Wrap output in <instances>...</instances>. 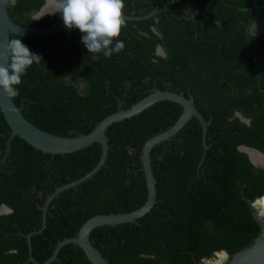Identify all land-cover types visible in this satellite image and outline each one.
<instances>
[{
    "label": "trees",
    "instance_id": "obj_1",
    "mask_svg": "<svg viewBox=\"0 0 264 264\" xmlns=\"http://www.w3.org/2000/svg\"><path fill=\"white\" fill-rule=\"evenodd\" d=\"M44 1L17 0L14 7L6 5L8 15L16 24L30 28L62 22L59 14L34 20ZM255 1L264 6V0H124L123 15H146L156 3L165 7L148 19L125 21L118 39L124 45L130 42L131 58L122 52L113 53V58L101 53L97 59L79 53L77 59L67 56L63 62L62 47L76 45L81 36L77 29L70 42L65 32L47 37L10 35L42 58L26 70L16 86L19 95L12 98L16 106H22L24 119L42 131L60 137L89 133L117 110L116 97L124 79L132 83V97L122 103L123 109L154 86L185 97L191 94L197 110L210 121L205 151L195 118L151 150L156 203L146 215L136 223L91 231L90 241L108 264H200L202 258L221 249L231 257L257 237L260 228L248 202L264 196V169L254 167L238 150L245 145L264 153V7L251 8ZM157 47L163 55L154 54ZM148 77L156 81L154 85L144 82ZM76 78L84 81L85 95L76 92ZM108 101L112 105L107 108ZM180 112L177 104L161 101L108 127L110 149L105 165L78 186L84 195H76L80 201L70 213L71 226L57 228L58 236L31 237L32 255L38 262L46 260L59 241L75 237L88 218L130 212L144 203L141 147L168 129ZM236 112L250 120L249 126L238 121ZM9 134L0 112V153ZM10 150L28 153L37 177L43 173V159L51 157L17 137ZM99 155L100 147L94 143L75 153L53 156L64 176L59 182H68L66 175L84 176ZM18 184L23 183L18 180ZM71 192L63 196L71 198ZM0 243V261L27 258L25 238L13 243L0 237ZM9 249L15 254L7 253ZM49 264L90 263L81 249L66 244Z\"/></svg>",
    "mask_w": 264,
    "mask_h": 264
},
{
    "label": "water",
    "instance_id": "obj_2",
    "mask_svg": "<svg viewBox=\"0 0 264 264\" xmlns=\"http://www.w3.org/2000/svg\"><path fill=\"white\" fill-rule=\"evenodd\" d=\"M48 2L55 3V0H45V4L33 16L35 20H38L36 18L40 16V18H42L44 15H54L53 12L43 11L45 5ZM253 7L259 8L264 6L258 5L255 1L251 8ZM160 11H163V9H153L150 13L142 16L123 15L124 21H140L148 19ZM61 32H65L67 36H69L72 33V29H67L64 26L63 21L52 26L40 28H30L16 24L8 15L6 5L3 6L2 0H0V65L6 66V63L8 62L6 48L7 41L10 40V35L24 37H47L49 35H56ZM159 53L163 55V50L161 48H159ZM161 101H168L177 104L181 108V112L176 121L168 129L151 136L143 143L141 147L139 159L146 187V199L144 203L139 208L130 212L100 214L88 218L79 227L75 237L66 238L56 244L53 253L44 263H37L30 256V260L34 264H48L49 262L54 261L58 251L66 244H72L81 249L85 258L90 264H108L106 259L90 241L89 235L91 231L100 226L113 227L119 224L136 223L137 219L146 215L156 203L155 178L153 175L150 158L151 150L160 143L170 140L185 126L189 120L195 118L201 127V146L205 151L207 149L206 131L210 121L205 120L197 110L194 105L193 96L191 94H188V96L185 97L180 93L171 92L168 90L161 91L159 89H153L145 97L133 103L129 108L123 109L119 104L117 110L114 113L105 116L89 133H80L74 137H60L42 131L25 120L20 113L22 106H16L12 98H9L3 93V90L0 89V112L10 130L9 137L6 141V152L9 151L10 143L15 137L25 142L34 150L50 156H63L66 154L75 153L94 143L99 145L100 155L96 165L80 179L58 188L54 195H57L59 192L65 189L75 188L82 182L91 179V177L105 165L107 154L110 149L108 145V138L106 136V131L109 126L125 119L134 117L151 105ZM238 150L246 154L249 162L254 167H258L260 164L259 162L257 163L252 160V155H257L259 160H262L264 163V156L258 152H254V150L245 146L238 147ZM262 166L264 167V164ZM260 199H264V196L257 197L252 202H248L251 216L258 224L260 231L257 237L254 238L248 246L230 257L229 264H264V200ZM27 243L29 245V238H27Z\"/></svg>",
    "mask_w": 264,
    "mask_h": 264
},
{
    "label": "flooded vegetation",
    "instance_id": "obj_3",
    "mask_svg": "<svg viewBox=\"0 0 264 264\" xmlns=\"http://www.w3.org/2000/svg\"><path fill=\"white\" fill-rule=\"evenodd\" d=\"M158 6L159 4L156 3L153 9H163L164 11L165 7L159 8ZM72 33L69 36H67L65 33L67 42H70L69 37L72 35ZM75 43L76 45L71 44L69 47H62L61 57L63 62L66 63L67 56L77 59L79 53L92 59L93 55L100 57L101 53H88L85 46L81 43V36L75 40ZM125 43V47L123 51H121L122 55L124 57L131 58L134 54H132L131 50L129 49L130 42ZM74 47H76L75 49L78 50V53ZM159 48L160 47L156 48L154 53L155 55H161L159 53ZM65 50H68L69 52L65 53ZM109 58H113V55ZM64 80H67V78H64ZM144 82L154 85L156 81L152 82L151 78L148 77L146 80H144ZM131 84L132 83L130 79H124V81L121 83L120 93L116 97L117 108L118 105H122V103H124L127 98L132 97L129 95L132 86ZM147 89L150 92L151 90L157 88L150 86ZM75 90L79 95L86 94L84 81L81 78H76ZM106 90V93H108V87ZM111 105L112 103L108 101L106 107H111ZM235 117L240 123L249 126L250 120L245 118L242 113L236 112ZM70 132H73V130H70ZM248 148L264 156V153L261 150L255 147ZM30 161L31 157L25 151H11L9 149L8 152L4 150L3 153H0V237L9 238L13 243H15L16 239L25 238L27 245V258L23 260V262H20V260H11L10 263H6V261H0V264H34L30 260V256L35 262L44 263L51 256L56 245L53 247L50 256L46 260L43 262H38L32 255L31 237L39 236L47 238L50 236H58L59 234L56 230L57 228L61 226H71L73 219L70 216V213H72V211L78 207L80 201L76 195L80 193L84 195L83 188L78 187L80 184L75 188H68L59 192L57 195H54L58 188L68 185L73 181L80 179L81 177L72 179L71 175H66L65 178L68 180V182H59V180L64 178V176L62 174L61 168L58 165L59 161L55 160L53 156L43 159V173L39 174L38 177L33 175ZM259 164L260 166H258V168L264 169L262 166L264 164L262 160H260ZM34 177L37 178L36 181H33ZM18 180L22 181L23 184L15 185V182ZM70 189L72 190V197H64L63 193ZM55 222L57 224H55ZM50 228L53 229V231H49ZM27 238L30 239L29 245L27 243ZM0 246H3V244L0 243ZM6 252L12 255L15 254V250L13 249H9Z\"/></svg>",
    "mask_w": 264,
    "mask_h": 264
},
{
    "label": "clouds",
    "instance_id": "obj_4",
    "mask_svg": "<svg viewBox=\"0 0 264 264\" xmlns=\"http://www.w3.org/2000/svg\"><path fill=\"white\" fill-rule=\"evenodd\" d=\"M16 3L17 0H2L3 6L14 7ZM55 6L53 13L60 15L64 26L82 34L81 43L89 54L102 53L104 57H111L113 53L123 51L125 45L118 37L125 24L124 0H55ZM6 51L8 62L6 66L0 65V89L9 98H14L19 95L16 86L21 84V77L42 58L31 53L21 39L8 40ZM97 58L93 55V59ZM229 260L227 250L221 249L211 257L202 258L200 264H229Z\"/></svg>",
    "mask_w": 264,
    "mask_h": 264
},
{
    "label": "bare ground",
    "instance_id": "obj_5",
    "mask_svg": "<svg viewBox=\"0 0 264 264\" xmlns=\"http://www.w3.org/2000/svg\"><path fill=\"white\" fill-rule=\"evenodd\" d=\"M55 10H56V6H55V3L53 2H48L47 5L43 9L44 12H53ZM251 158L254 162H257V163L260 162L259 157L257 155H252ZM260 200H264V199H260Z\"/></svg>",
    "mask_w": 264,
    "mask_h": 264
}]
</instances>
